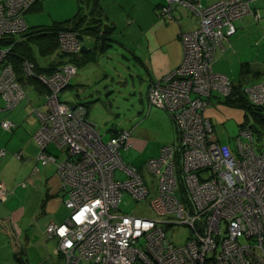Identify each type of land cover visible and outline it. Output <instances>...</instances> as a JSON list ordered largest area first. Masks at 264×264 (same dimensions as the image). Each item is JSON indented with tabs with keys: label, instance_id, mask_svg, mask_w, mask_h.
I'll list each match as a JSON object with an SVG mask.
<instances>
[{
	"label": "built area",
	"instance_id": "obj_1",
	"mask_svg": "<svg viewBox=\"0 0 264 264\" xmlns=\"http://www.w3.org/2000/svg\"><path fill=\"white\" fill-rule=\"evenodd\" d=\"M36 1L0 0V39L29 30L23 15ZM255 1L203 5L165 0L159 7V14L170 18L173 6L182 4L197 15L199 24L179 34V66L148 87L149 107L166 110L178 134L176 143L162 145L158 155L147 160L152 176L148 183L137 167L122 159L121 151L131 146L132 127L112 130L103 140L87 118L86 106L59 97L76 74L73 62L42 72L23 59L19 78L7 61L12 44L0 45L4 107L12 108L27 97L23 81L40 83L46 109L33 108L39 121L33 133L37 158L42 164L56 162L46 149L50 143L67 153L57 162V172L69 214L44 228L47 237L56 238L54 252L60 264H264V149L257 151L249 128L239 130L234 149L221 143L204 114L213 91L227 96L232 88L225 74L212 69L215 49L236 32L237 19L260 17L252 8ZM56 36L66 56L80 53L83 40L77 31L58 30ZM243 89L252 104L264 105V80ZM1 125L8 130L15 126L8 119ZM20 155L21 151L15 153ZM124 190L136 201L154 193L149 207L155 216L116 211ZM8 193L0 183V200ZM177 224L189 228L181 244L166 237V228Z\"/></svg>",
	"mask_w": 264,
	"mask_h": 264
},
{
	"label": "crops",
	"instance_id": "obj_2",
	"mask_svg": "<svg viewBox=\"0 0 264 264\" xmlns=\"http://www.w3.org/2000/svg\"><path fill=\"white\" fill-rule=\"evenodd\" d=\"M195 1L209 5L219 0ZM164 2L165 0H92L89 3V16L85 18L84 23L97 26L100 36L95 40L88 32L82 34V38L88 42L83 45L91 50L73 55L71 58H74L75 65L80 60L85 65L89 64V54L93 51V46L96 45L95 49L101 51L99 45L103 44L100 38L104 36L103 32L106 31L107 41L110 43L114 35L113 29L121 21H127L131 23L128 27L132 25L138 33L133 45L123 46L143 68L148 91L152 81L161 80L164 75L179 66L183 55L180 32L195 29L199 24L197 15L182 4L173 6L170 18L162 17L158 9ZM252 8L260 17L254 19L247 15L237 19L236 32L223 40L214 52L212 69L225 74L232 82L244 72V63L252 71L253 65L257 63L255 59H259L260 54L264 52V0L255 1ZM69 59L68 56L57 55L54 59H46L42 65L53 61L58 66ZM23 87L27 97L12 108H5L4 101L0 98V151L4 150V154H0V183L9 191L8 195L0 200V229L6 232L0 231V264H21L22 260L27 264H57L55 261L58 259L55 260L52 256H55L56 238L43 235V231L48 223L62 222L69 214L64 205L66 192L57 172V162L66 158L67 153L63 147L59 148L50 143L46 149L56 158V162L42 164L38 160V147L33 133L39 121L33 108L44 110L46 105L42 106L39 101H35L36 106L30 107L32 99L28 98L27 88L33 90L32 93L37 99L43 97L44 88L31 82L23 83ZM2 119L10 120L15 126L11 130L4 128L1 125ZM170 119L174 125L171 116ZM230 147L233 148L231 145ZM17 151H21L19 158L15 156ZM137 169L140 171L138 167ZM28 219L36 221L32 224L36 230H32L33 236H27L30 240L26 244L27 241H21V225ZM51 242L54 243L53 248ZM18 248L21 249L20 258L15 255Z\"/></svg>",
	"mask_w": 264,
	"mask_h": 264
},
{
	"label": "rangeland",
	"instance_id": "obj_3",
	"mask_svg": "<svg viewBox=\"0 0 264 264\" xmlns=\"http://www.w3.org/2000/svg\"><path fill=\"white\" fill-rule=\"evenodd\" d=\"M91 2L92 0H38L23 16L27 26L32 30L51 27L54 23L70 20L75 14L89 16ZM130 24L121 21L113 29V39L110 40V46L106 47L105 51H98L93 46V51L89 54V64L85 65L82 60L76 62L77 74L72 77L71 85L59 93V97L69 103H85L88 110L87 117L95 124L103 140L109 138L112 128L133 127L130 139L132 145L129 149L122 150L121 155L124 163L134 164L140 169L144 180L148 183L152 176L146 169L147 160L158 155L162 141L164 142L162 145L176 143L178 134L164 109L148 105L147 79L142 71L143 68L123 46V44L133 45L137 37L138 32L132 25L128 27ZM83 43L87 45L88 42L83 39ZM29 44L41 64L46 59H54L61 52L57 47L51 55L42 58L37 44L33 41ZM255 61L258 65L255 63L252 71L239 74L240 77L235 78L236 83L240 82L245 86L264 80V52ZM27 91L28 98L32 99L30 107L36 106L35 101H39L42 106L45 105L44 97L37 99L31 88H27ZM246 105L231 104L226 101L225 96L213 91L210 103L205 108V115L212 121L214 131L221 143H228L234 149L239 130L249 128L253 133L257 151H261L264 149V105L250 103ZM179 162L181 163L180 158ZM178 176L179 181L182 182V172H178ZM183 186L179 190L181 195ZM153 195L154 193H150L145 199L136 201L124 190L116 211L153 217L155 213L149 207V199ZM35 222L28 219L22 223L23 243L27 241V244L30 240L27 236L30 237L32 230H36L32 225ZM0 231L6 233L2 229ZM165 232L166 237L174 244H181L189 235V228L177 224L172 228H166ZM51 243L53 248L54 243ZM52 256L57 259L56 254Z\"/></svg>",
	"mask_w": 264,
	"mask_h": 264
},
{
	"label": "trees",
	"instance_id": "obj_4",
	"mask_svg": "<svg viewBox=\"0 0 264 264\" xmlns=\"http://www.w3.org/2000/svg\"><path fill=\"white\" fill-rule=\"evenodd\" d=\"M35 3H33L31 5V7ZM85 18H86L85 15L80 16V14H75L70 20H67L64 23H54L51 27L37 28V29H33V30L28 27V29H29L28 31H26L25 33H22L18 36H12L9 38L0 39V45L12 44V47H11L12 49H11L10 54L8 55L7 61L12 63L13 68H14L16 74L19 76V78H21V73H22L21 63H22L23 59H27V60L33 62L35 69L37 71L50 72L54 68L57 67L56 63H54L53 61L48 63L45 66H43L41 63H39L38 60L36 59L34 50L31 48V46L29 44L31 41H33L34 43L37 44L38 49H39L38 51H39V54L41 55V57H46V56L51 55V53H53V51L58 47V40H57V36H56V32L58 30H74V31H77L81 36L83 33L88 32L91 36H93V38L95 40H97L98 37L100 36L99 28L95 25H85V23H84ZM103 35H102L103 37H100L102 39V42H103V44L101 45L102 47L99 45V49L101 51H103L105 49L104 48L105 46L108 47V45L110 44L107 41L106 31L103 32ZM95 47H96V45H95ZM58 56L63 57L66 55L64 53L60 52V54ZM68 57H70L69 61H71L73 63L75 62V61H73L74 58H71L72 56H68ZM244 68H246V69H244ZM242 71H244V72L250 71V69L247 68L246 63H244L242 65ZM22 80H23V78H22ZM230 81L232 83V88H231L230 94L225 96L226 101L230 102L231 104H238V105H242V106H247L246 105L247 103L252 104L248 100V97H247L246 93L244 92V89H243L244 86H242V84L240 82L235 83V82H232V80H230ZM26 82H31V83L36 84V86H41L40 83H38L37 81H35L33 79H28V80L23 81V83H26ZM70 85L71 84L69 83L67 85V87ZM78 103L86 106L85 103H81V102H78ZM86 109H87V106H86ZM112 130H117V128H112L111 131ZM20 250H21L20 248L16 249L15 255L18 258H20L22 255L20 253L21 252ZM24 263H26V262L22 260L21 264H24Z\"/></svg>",
	"mask_w": 264,
	"mask_h": 264
},
{
	"label": "water",
	"instance_id": "obj_5",
	"mask_svg": "<svg viewBox=\"0 0 264 264\" xmlns=\"http://www.w3.org/2000/svg\"><path fill=\"white\" fill-rule=\"evenodd\" d=\"M80 38H82V36L80 35ZM91 49L90 48H87L85 47L84 45L81 47V53H87L89 52ZM108 95V93L106 94Z\"/></svg>",
	"mask_w": 264,
	"mask_h": 264
},
{
	"label": "clouds",
	"instance_id": "obj_6",
	"mask_svg": "<svg viewBox=\"0 0 264 264\" xmlns=\"http://www.w3.org/2000/svg\"><path fill=\"white\" fill-rule=\"evenodd\" d=\"M82 40H83V38H81ZM80 53H81V51H80ZM77 68V67H76Z\"/></svg>",
	"mask_w": 264,
	"mask_h": 264
}]
</instances>
